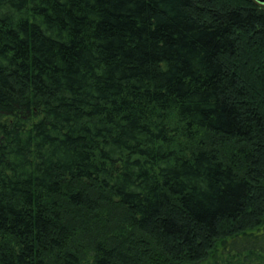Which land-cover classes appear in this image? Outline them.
Segmentation results:
<instances>
[{"label": "trees", "instance_id": "16d2710c", "mask_svg": "<svg viewBox=\"0 0 264 264\" xmlns=\"http://www.w3.org/2000/svg\"><path fill=\"white\" fill-rule=\"evenodd\" d=\"M220 255L264 264V4L0 0V264Z\"/></svg>", "mask_w": 264, "mask_h": 264}, {"label": "rangeland", "instance_id": "374dc122", "mask_svg": "<svg viewBox=\"0 0 264 264\" xmlns=\"http://www.w3.org/2000/svg\"><path fill=\"white\" fill-rule=\"evenodd\" d=\"M234 253H236V252H234ZM225 255L227 256L229 254L224 251V256ZM220 257H221V255L219 257H215L214 259H211L210 261H208V262H206L204 264H223L225 259L224 258H220ZM226 260H228V259L226 258Z\"/></svg>", "mask_w": 264, "mask_h": 264}, {"label": "water", "instance_id": "95a60500", "mask_svg": "<svg viewBox=\"0 0 264 264\" xmlns=\"http://www.w3.org/2000/svg\"><path fill=\"white\" fill-rule=\"evenodd\" d=\"M259 3L264 4V0H257Z\"/></svg>", "mask_w": 264, "mask_h": 264}]
</instances>
